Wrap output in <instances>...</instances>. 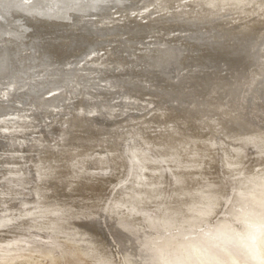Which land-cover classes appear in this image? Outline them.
Wrapping results in <instances>:
<instances>
[{"label": "bare ground", "instance_id": "1", "mask_svg": "<svg viewBox=\"0 0 264 264\" xmlns=\"http://www.w3.org/2000/svg\"><path fill=\"white\" fill-rule=\"evenodd\" d=\"M125 1L138 2V4L143 2L144 6L140 9L133 8V14L137 18L129 20L128 16L125 19L122 15L115 22L111 18L110 10L116 9L114 14L122 13L126 9L122 4ZM260 1L209 0L205 3V6L201 5L203 9L197 6L182 13L178 12L179 14L172 13L171 16L167 13L154 14L156 11L153 9L155 8H151V6L154 5L155 0H0V54H4L1 57L2 59L0 58V81L10 78L9 81L13 84L10 90L16 91L14 93L16 102L13 103L15 104L13 110L20 111L17 114L15 113L18 117L16 119L17 127L6 125L4 133L1 134L8 139L9 148L7 151L2 148L6 152H3L6 157H4V161H1L5 170L0 177V264H121L115 262L116 256L113 252L112 239L118 242L119 248L125 250H120L124 252L122 264H162L168 258V247L173 249L177 245L178 248L186 242L189 243V240L179 239L181 243H179V240L172 243L167 239L168 245L159 250L155 245L151 246L153 231L166 233L176 228L178 224L185 229H191L188 232L185 231V233L178 232L179 236L192 234L195 230H193V227L197 224L198 226L202 224L207 228L214 225L213 231L207 229V234H201L200 239L194 240H202L203 244L200 242L201 247L202 245L203 247L204 245L207 246L209 251L208 249L206 251L208 252H205L206 247L202 250H188L191 251V256L194 257L193 254L195 253L204 264L209 263L206 261L208 255H210L209 259L214 264H264V230L263 232L256 231L254 238H252L249 235L252 230L248 229L247 234L253 242L252 244L249 241L253 249L250 252L251 255L248 254L251 258L245 257L246 259H242L244 257L241 258L237 254L238 240L236 241L232 233L234 219L232 217L227 219L224 216V219L212 222L219 208L224 207V201L231 194L235 195L234 205L240 207L236 211L232 209V212L235 211V218L237 216L247 217L246 220L250 219L259 224H262L259 219L264 218V176L262 180L259 177L262 169L264 170V155H261V152L264 151V64L262 68L260 67V72L254 73L238 86L241 89L239 90L241 95L237 98L234 97V91H232L230 85L221 93L222 86L218 85V80L213 82L211 91L209 90L205 99L196 98L193 92H182V87L155 80L153 95L158 97V102L161 101L164 105L157 113L155 112V115H152L151 119L155 123L156 121L157 123L173 122V124L161 126L162 128L155 133L156 135L160 133L161 138L166 136L163 140L171 138L169 144L166 143L168 141H165V143L155 148V138L151 134L146 135L144 128H141V126L126 131H119V129L108 131V124L117 114H113L110 108L106 110L104 116L98 114L99 119H95L93 116V122H90L91 119L71 117V114L69 115L67 112L66 115L62 114L63 118L57 117V121L59 120L61 126L59 132L56 131L57 133H55V129L53 130L52 126L46 124L47 130L53 138L46 136L42 138L39 135L40 138L38 139L33 136L35 141L31 143V151L34 149L36 155L30 159L27 155L25 161H32L34 168L24 166L26 169H23L20 164H17L21 162L15 160L16 157H23L26 154L24 152L25 148L22 147L30 143L32 139L19 141L17 135L24 133L27 122L30 121L31 126L36 125V122L31 120L34 115L33 111L30 114L22 112L24 109L22 105L26 99L39 96L44 99V102L39 103L41 106L54 98L57 99V97L61 98L62 102L67 101L69 93H63L65 89L60 90L61 94L55 93L53 95L52 93L50 98H47L44 93V91L47 93L49 90L59 89L63 84L74 87L70 91L76 96L73 103L79 104L81 103L80 99L88 94V88L90 89L88 85L97 87L98 82L96 83L94 80H99V74L102 72H111L109 75L119 73L118 77L128 76V78L138 74L141 75L145 72L141 71L143 69H139L144 62L143 59L147 55H150L148 56L150 60L151 57L159 55L158 53L148 54L156 46H148L145 45V42H141L142 46H138L132 53V61L119 59L118 55L122 54L121 52L118 54V51L121 46L132 44L133 38H138V34L148 28L159 27L156 32H160L161 37L152 43L163 39L161 43L165 46L164 51L166 52L164 56L154 59L153 62L157 66L147 65L154 69L161 68L168 75H172L174 72L178 73L179 59L183 55H176L175 48L173 49L166 42L180 43L183 38H189L187 46H191L199 54L202 52V55L207 57L208 60L210 59L211 62H217L223 56L229 61L230 59L233 60V49L235 47L231 46L233 44L230 45L229 41L238 39L241 42L254 37L255 33L252 30L261 26L259 19L263 17L264 13V4H258ZM168 6L162 5L161 9L164 11V8ZM97 12L101 16L100 19L84 18L86 15H97ZM250 12L253 14H250ZM157 13L160 12L157 11ZM140 15L142 16L141 19L146 16L147 21L139 19ZM244 15L245 17H243ZM225 17L227 19H223ZM103 21L109 25L107 30L101 27ZM224 21H228L227 26L222 28V31L225 32L222 34L219 32L213 33L214 24L216 22L222 24ZM232 21L236 24H232L229 29V23ZM117 22H120L121 26L124 27L123 29H125L122 33L115 32L120 27H116ZM240 24L242 27L238 26ZM173 29H175V33L177 30L180 35L178 39H174L175 41L170 37L166 38L168 37L166 33L171 32ZM103 31L115 32L114 39L108 43L112 48L110 47L111 51L109 52L111 53L106 58L107 61L104 63V67L100 68L99 73H94L92 67L91 70L89 67L82 69L76 66L77 59L81 58L83 53L87 51L86 47L94 44V41L98 39V36L94 34ZM240 33H243L242 37L238 36ZM227 36L230 39H225ZM29 38H31L30 42L27 41ZM262 40L264 41V39ZM135 42L140 43L139 41ZM259 42L256 39L251 48L257 47ZM158 44L160 49L161 45ZM142 50L147 53H141ZM167 51H170V53H167ZM45 54L48 58L39 60ZM139 55L144 57L138 58ZM103 57L105 58V56ZM3 59H6V62ZM139 60L141 61L139 62ZM11 62L17 64L16 67H18L15 75L11 73ZM32 64L41 69L35 81L23 83L21 80H17L16 75L23 74V70L26 71L28 68L33 67ZM91 64L93 63L91 62ZM97 67L95 68L98 69L99 67ZM87 69L92 75H89L90 78L88 79V76H82L83 70ZM35 72L37 71L28 72L26 75L32 76ZM77 75H80V77H75ZM126 80H122L121 84L118 83V87L114 86L112 88L108 85L105 88L109 89L107 92H113L116 95L123 94L122 92L127 89L139 93L143 91L139 87L132 86L130 88L131 84L130 82L126 83ZM100 81H107V79H101ZM194 83L197 84L198 81H194ZM92 87L91 89H93ZM195 89H197V86ZM10 93H7V95L10 96ZM17 93L18 95L15 96ZM86 97L85 100L88 101V96ZM128 97L132 98L131 95ZM128 97L119 100V102L122 101L121 103L110 101L109 104L114 105V107L120 104L122 108L125 106L123 105L124 102L129 99ZM117 98H120V96ZM222 99L230 100V103L233 102L231 103L232 113L224 112L219 106V101ZM2 100L3 98L0 97V111L7 107V105L2 104ZM146 102H149L150 106L153 101L146 100ZM227 102L229 103V101ZM135 103L132 100L128 101L129 106ZM52 106L45 105V111L49 113ZM33 110L36 109L33 108ZM59 112L64 113L63 111ZM91 113L88 112L87 115ZM217 115L221 116L219 120L215 119L218 122L217 125L221 123L225 127L213 131L212 135L207 131L202 121L207 118L210 121V118L217 117ZM6 120L8 123L11 122L8 121L9 119ZM144 127L147 128L146 125ZM256 127L258 130H256ZM9 128L13 129L10 130ZM226 134H229L227 140L229 147H235L237 151L243 149V154H248L246 153V147L251 146L252 148H250L254 149L253 154H248L249 160L241 155V158L243 156L244 159L235 161L232 164V166L243 167L242 169L236 168L238 170L246 171V173L247 170L250 171L251 177L249 176L247 179L249 178L252 181L255 178L253 185L249 184L251 181L247 183L244 180H238L239 177L236 179L238 173L235 171L234 174L233 169L235 170V167H232L230 163L229 165L224 163L226 159L223 161V156H220L221 160L216 159L218 161H214L213 158H216L215 150L212 155L211 153L208 154V150L214 149L213 147L217 145L215 141L218 138L224 139ZM172 138H175L176 142ZM50 139L56 140V143L46 144L45 142ZM250 141L256 144L253 145ZM199 143L204 145L203 154L200 153L202 147ZM221 144L219 143V146ZM199 146L201 147L200 150ZM225 148L227 149V146L224 147V151ZM216 149L220 150V147ZM18 150L22 152L20 155L16 152ZM217 150L216 152H219ZM231 152L235 151L231 150ZM231 152L228 155H232ZM154 153L155 155H153ZM149 154L158 156L151 159L148 156ZM217 154L219 155V153ZM209 156V159L212 160L208 159L209 161L204 165L198 177H195V175H193L194 177L191 175L186 176V173H194L190 172L189 169L195 161L200 158L205 161ZM246 161L254 163L252 165L243 164ZM239 163L242 165H239ZM197 164L199 163L197 162ZM11 166L17 170L18 175L16 178L8 177V174L10 175L8 171L13 170ZM92 168L97 170L92 171ZM211 168L215 169V180L209 179L208 176L210 175L207 176L209 174L207 171ZM230 168L232 169L230 170ZM242 173L244 172L239 174ZM113 177H117V179L115 178V180ZM141 177L144 179H142V182L140 181ZM112 178L115 181H112ZM258 178L262 182H257ZM106 183H108V187H106ZM27 188L29 191L25 192L24 189ZM138 188H140V191L136 192ZM194 189L198 190V195L193 194ZM183 207H187V210L182 209ZM145 224H148L152 230L145 229ZM259 229H261V226ZM64 231L68 233H64ZM14 233L20 235L7 238V236ZM261 233V237L258 238ZM35 235H42L47 241H39L34 238ZM244 235H246L245 232ZM239 236H241L240 233ZM216 240H219V242H216ZM242 240L241 238V242ZM19 242H22V244ZM206 243L208 244L206 245ZM197 244L194 246H197ZM220 246L221 250L227 249L234 253L219 255V258L222 257L221 261L214 259V255L219 254L217 250ZM26 250L28 253H20ZM180 252L182 251L178 253ZM180 254L177 256L172 254V256H175V259H173L175 263L173 264L198 263L197 259L195 261L193 257L188 263ZM258 255L263 258H257L260 257ZM252 257L257 258V260H252ZM224 258H227V260H224ZM43 261H46V263Z\"/></svg>", "mask_w": 264, "mask_h": 264}, {"label": "rangeland", "instance_id": "2", "mask_svg": "<svg viewBox=\"0 0 264 264\" xmlns=\"http://www.w3.org/2000/svg\"><path fill=\"white\" fill-rule=\"evenodd\" d=\"M181 1V2H180ZM207 1H209V0H155V2H154V5H156V6H154V5H152L151 6V8L153 7V8H155V9H153V10H155L156 12H154V14H168V15H173L172 13H174V14H179V13H182V12H184V11H188L189 9H191V8H193V7H199L200 6V8L201 9H203V7H201V5H204L205 6V3L207 2ZM158 2V3H157ZM193 2V3H192ZM157 3V4H156ZM178 3H180V4H177ZM190 5H189V4ZM192 3V4H191ZM196 5H195V4ZM123 4V6L126 8L122 13L120 12V13H118V14H114V12L116 11V9H112V10H110L111 11V18L113 19V20H115V22L117 21V20H119V18L122 16L123 18L125 17V19H126V16H128L127 18L129 19V20H133V19H135V18H137L136 17V15H134L133 14V8H138V9H140V7H142V6H144V3L143 2H139V4H138V2H133V3H131V2H126L125 1V3L123 2L122 3ZM159 4V5H158ZM172 4V5H171ZM258 4H264V0H261ZM60 5V4H59ZM162 5H169L168 7H166V8H164V11L161 9V6ZM159 6V7H158ZM170 6H171V8H170ZM256 6V5H255ZM259 6V5H258ZM156 7H158V8H156ZM257 7V6H256ZM168 8V9H167ZM173 8V9H172ZM167 11H166V10ZM177 9V10H176ZM200 9V10H201ZM263 9H264V5H263ZM183 10V11H182ZM157 11L158 12H160V13H157ZM166 11V12H165ZM169 11V12H168ZM170 11H171V13H170ZM179 12V13H178ZM202 12V11H201ZM137 13V12H136ZM257 13H258V11H257ZM256 13V14H257ZM93 14V13H92ZM97 15H93V16H89V15H86V16H84V18H86V19H89V17H92V18H94V19H100L101 18V16L98 14V12L96 13ZM148 14V13H147ZM250 14H253L252 12H250ZM146 15V14H145ZM154 16H156V15H154ZM140 18L139 19H141V15L139 16ZM199 17V16H198ZM243 17H245V15L243 16ZM262 17V16H261ZM145 18H146V20H145ZM147 17L145 16V17H143L141 20H143V21H147ZM223 19H227L226 17L225 18H223ZM222 19V20H223ZM229 20V19H228ZM139 21V20H138ZM173 21V20H172ZM239 21V20H238ZM259 21H260V23H261V26L260 27H258V28H256V29H253L252 31H253V33H255V35H254V37H250V38H248V39H245V40H242L241 42L238 40V39H232V40H230L229 41V44L231 45V44H233V45H231V46H234L235 48L233 49V52H234V59L232 60V59H230V61L229 60H227L224 56L223 57H220V59H218L217 60V62H211L210 61V59L208 60L207 59V57H205V56H203L202 55V52H200V54L199 53H197L193 48H191V46H187V44L189 43V41L188 40H190L189 38H187V39H185V38H183L182 40H181V42L180 43H178V42H176V43H174V42H166V44H168L170 47H172L173 49H174V52H175V54L176 55H183V57H180V59H179V70H178V73L177 72H174V74H172V75H168L166 72H164V71H162L161 70V68H150V66L151 65H153V66H157V65H155V62H153L154 61V59H157V58H160L161 56H164L165 55V52L166 51H164V48H165V46H163L162 45V43H161V41L163 40V39H160L159 41H157V42H155V43H152V42H154V41H156V39L157 38H160L161 36H160V32L158 33V32H156V30L158 31L159 30V27H154L153 29H145L144 31H142L140 34H138V38H133V41H132V44H128V45H124V46H121V48H119L120 50L118 51L119 53L118 54H120V52H121V54L122 55H118L119 56V59H121V60H129V61H132L133 59V57H132V53H134V50L135 49H137L138 48V46L139 47H141L142 46V43L141 42H145V45H148V46H150V45H153L155 48H157V49H155V48H152V50L151 51H149L148 52V54H150V53H158L159 55L157 56V57H155V56H153V57H151V60H150V58L148 57V56H150V55H147L144 59H143V63L141 64V65H139V66H141L139 69L141 70V69H143V70H141V71H145L144 73H142L141 75H136V76H133L132 78H128V76H122V77H118L117 75L119 74V73H113L112 75H109V74H111V72H106V73H101V74H99V80H94V82H98V84H97V87L95 88V87H92L91 85H88L89 87H90V89L88 88V94L86 95V96H88V101H86L85 100V97H83V98H81L80 99V101H81V103H73V100L75 99L74 97H76L75 96V94L73 93H71L70 91H71V89H73L71 86H66V85H63L62 84V86H61V88H59V89H56V90H49V91H47V93L44 91V93H45V96L47 97V98H50V97H52V93H53V95L55 94V93H59V94H61V92H60V90L62 91V90H64V92L63 93H69V95L67 96V101H63L62 102V100H61V98H58L57 97V99L56 98H54V99H52L51 101H48V102H45L44 104L45 105H47V106H50V105H53L52 106V110L49 112V113H47V111H45V105H43V106H41L39 103L41 102H44V99H42V98H40L39 96V98L38 97H34V96H30L31 98H29V99H26V101L25 102H23V105H22V107L24 108L23 109V111L22 112H24V114L25 113H27V114H30L32 111L34 112V115H33V117H32V119L31 120H34V122H36V125L35 126H31L30 125V121L29 122H27V127L25 128V130H24V133H20L21 134V136H19V135H17L18 137V140L19 141H21L22 139H23V141L25 140V141H29L28 140V138H32L31 139V142L30 143H28L27 145H24L22 148H25V155L22 157H16V159L15 160H17V162H21V163H17V164H20V166L23 168V169H26V168H34L33 166V163H32V161H25L26 160V158H27V155H28V158L30 159L31 157H33L34 155H36L35 153V150L33 149L32 151H31V148H32V146H31V143H33L34 141H35V139H34V137L35 138H40L41 136H42V138L44 137V136H46V137H50V138H53L52 136H51V134H49L50 132L47 130V125L48 126H52V129L54 130V132L55 133H57V132H59L60 130V123L57 121V117H60V118H63V116H62V114L64 115H66V114H68L69 113V115L71 116V117H74V118H84V119H91L90 120V122H93V120L92 119H94L93 118V116L95 117V119H99L100 117L98 116V114H101L102 116H104L106 113V110L107 109H111V111H113V114L114 113H117L116 114V116L115 117H113L112 118V123L110 122L109 124H108V127H107V129H108V131L110 130V132H111V130L112 129H114V130H116V129H119V131H121V130H123V131H126V130H129V129H132L133 127H140L141 126V128L143 127L144 128V130H145V134L146 135H148V134H151V135H153V138H155L154 140H155V148L156 147H159V145H162V143H165V141H168V142H166L167 144H169V140L171 139V138H169V140H163L166 136L165 135H162V136H165L164 138H161V136H160V133L159 134H155V133H157V131L158 130H160L162 127H164V125H170V124H173V122L171 121H169V122H166V123H162V122H158L157 123V121H156V123L154 122V120L153 119H151L152 118V115H155L157 112H158V110L161 108V107H163V105H164V103H161V101H159L158 102V97H155L154 95H153V89H154V84H155V80H159V81H165L166 83H171L173 86L175 85V86H177V87H182V92H193L195 95V97L196 98H200V99H205V97H206V95L209 93V90L211 91V85H213V82L214 81H217L218 80V85L219 86H222V89H220V91H221V93H222V91H224L226 88H229L228 86L230 85V88H232V91H234V97H239L240 95H241V91L239 92V90H241L240 89V87H238V86H240V84L241 83H243V81L244 80H246L247 78H249V77H251V75H254V73L255 74H257L258 72H260L259 70H260V67L262 68L263 67V64H264V41L262 40V39H264V13H263V17L262 18H260L259 19ZM83 22H86V21H83ZM219 22H222V21H219ZM219 22H216L215 24H214V26H215V28L212 30L213 31V33H216V32H219L220 34H222L223 32H225V31H222V28L223 27H225V26H227V22L228 21H224L222 24L221 23H219ZM230 25L228 26L229 27V29L231 28V26H232V24H236L234 21H232L231 23H229ZM100 25H102V23H100ZM109 25L107 24V22H105V21H103V26H101L103 29H106L107 30V28H109L108 27ZM117 26H120L119 28H117L116 29V31L115 32H117V33H122L123 31H125V29H123L124 27H122L121 26V23L120 22H117L116 23V27ZM220 26V27H219ZM239 27H242V25L240 24V25H238ZM246 26V25H245ZM9 28H10V26H9ZM227 28V27H226ZM221 29V30H220ZM155 31V32H152V31ZM219 30V31H218ZM225 30V29H224ZM258 30V31H257ZM263 30V31H262ZM173 31V32H172ZM171 32L170 31H168L166 34L168 35V37H166V38H171L172 40H176V39H178L179 38V32L176 30V33H175V29H173ZM115 32H111V31H103V32H101V33H96V34H94L95 36H98V39H96L95 41H94V44H92V45H90V46H88V47H86V49H87V51L85 52V53H83V55L81 56V58H78L77 59V62H76V66H78V67H81L82 69H86V67H89L91 70H92V68H93V70L92 71H94V73H99V70H100V68L102 69V67H104L103 65H104V63L107 61V57L109 56V53H111V52H109V51H111V45H109L108 43H110L111 42V40L112 39H114V35H115ZM171 33V34H170ZM190 33V32H189ZM171 36H173V37H171ZM175 35V37H174V35ZM183 35H185L184 33H183ZM190 35V34H189ZM189 35H188V37H189ZM91 36V35H90ZM94 36V37H95ZM126 36V35H125ZM132 36V35H131ZM130 36V37H131ZM178 36V37H177ZM238 36L239 37H242L243 36V33L241 34H238ZM259 36V37H258ZM129 37V38H130ZM128 38V39H129ZM154 38V39H153ZM165 38V37H164ZM165 38V39H166ZM225 38V37H224ZM227 38H229V36H227L225 39H227ZM125 39H127V37H125ZM143 39V40H142ZM230 39V38H229ZM256 39H257V41H260L259 42V45H257V47H255V48H251L253 45L252 44H254V41H256ZM30 40H31V38H29L27 41L28 42H30ZM171 40V41H172ZM174 40V41H175ZM135 41H139L140 43H136ZM236 41V42H235ZM263 41V42H262ZM149 42V43H148ZM151 42V43H150ZM187 42V43H186ZM231 42V43H230ZM252 42V43H251ZM158 43H160V49H159V44ZM165 43V42H164ZM239 43V44H238ZM155 44V45H154ZM111 47V48H110ZM177 47V48H176ZM177 49V50H176ZM191 49H193V50H191ZM146 50V49H145ZM145 50H142V51H140L141 53H143V54H146L147 52H145ZM257 50V51H256ZM172 51V50H171ZM164 52V53H163ZM170 53V51H167V53ZM162 53H163V55H162ZM104 54V55H103ZM105 54H107V55H105ZM4 54H0V58L3 56ZM47 54H45V55H42V58L41 59H39V60H45V59H47L48 57L46 56ZM103 56H105V58L103 57ZM120 56H122V57H120ZM138 58L139 57H144L143 55H139V56H137ZM257 57H259V58H257ZM149 58V59H148ZM2 59V58H1ZM106 59V60H105ZM4 60V62H6L5 60L6 59H3ZM105 60V61H104ZM196 60V61H195ZM80 61V62H79ZM141 60H139V62H140ZM91 62L93 63V64H91ZM146 62V63H145ZM196 62V63H195ZM12 63V65H10V66H12L11 68H12V75H15V72H17L16 71V68H18V67H16L17 66V64H15L14 62H11ZM88 63V64H87ZM96 63V65H94ZM103 63V64H102ZM201 63V64H200ZM86 64V65H85ZM90 64V65H89ZM99 64H101V65H99ZM147 64H149V65H147ZM92 65V66H91ZM113 65H114V63H113ZM147 65V66H146ZM236 65V66H235ZM251 65V66H250ZM31 66V65H30ZM32 66H33V64H32ZM99 68H98V67ZM191 66V67H190ZM92 67V68H91ZM95 67H97L98 69H96ZM43 68V67H42ZM192 68V69H191ZM200 68H202V69H200ZM255 68V69H254ZM44 69V68H43ZM81 69V70H82ZM152 69V70H151ZM14 70V71H13ZM39 70H41L39 67L37 68L36 66H33V67H31V68H28L26 71H24L23 70V74H19V75H16V78H17V80L19 79V80H21L23 83L25 82V83H31V82H34L35 81V79L38 77V72H39ZM34 71H37V72H35V74H33L32 76H28V75H26V73H28V72H34ZM46 71H48V69H46ZM45 71V72H46ZM177 71V70H176ZM42 72H43V70H42ZM41 72V73H42ZM211 72V73H210ZM78 73H79V71H78ZM208 73V74H207ZM213 73V74H212ZM253 73V74H252ZM164 74V75H163ZM183 74H184V76H183ZM187 74V75H186ZM195 74H197V75H195ZM92 76L90 73H89V69H87V70H83V74H82V76H88L87 77V79L88 78H90V76ZM81 76V77H82ZM169 76V77H168ZM188 76V77H187ZM259 76V75H258ZM75 77H80V75H77V76H75ZM183 77V78H182ZM190 77V78H189ZM199 77V78H198ZM32 78V79H31ZM107 79V81H100L101 79ZM165 78V79H164ZM186 78V79H185ZM188 78V79H187ZM124 79H127L126 80V83H129L130 82V88H132V86L133 87H139V88H142L143 89V91L142 92H137V91H131V89H127L125 92H122L123 94H119V95H116L115 93H113V92H111V93H109V92H107V90H109L108 88H105V86H111L112 88H114V86L115 87H118V83H122V80H124ZM193 79H194V81H198V83L197 84H195L194 83V81H193ZM228 79V80H227ZM10 80V78L9 79H4V80H2V81H0V97L1 98H3V100H5V101H1L2 102V104H4V105H7V107L5 108V109H3V110H1L0 111V169H3V170H0V177L2 176V174L4 173V170H5V168H4V165L2 164V160L4 161V157H6V155L3 153V152H5V151H7V149L9 148V141H8V139L4 136H2L1 134H3L4 133V129L6 128L5 126L6 125H17V116L15 115V113L17 114V113H19L20 111H16V110H13V106L15 105V104H13V103H15L16 101L14 100V93L16 92V91H14V90H10L11 89V87H12V83L9 81ZM30 80V81H29ZM191 81V82H190ZM100 82V83H99ZM223 83V84H222ZM230 83V84H229ZM56 84H58V83H56ZM112 84H115V85H112ZM199 84V85H198ZM239 84V85H238ZM146 85H148L147 87H145ZM215 85H216V83H215ZM225 85V86H224ZM237 85V86H236ZM188 86V87H187ZM197 86V89H195V87ZM198 86H199V88H198ZM209 86V87H208ZM91 87L93 88V89H91ZM101 88H104V89H101ZM237 88H239V89H237ZM26 89V88H25ZM185 89V90H184ZM234 89V90H233ZM235 89H236V91H235ZM111 90V89H110ZM10 91H11V93H10ZM94 91V92H93ZM93 92V93H92ZM101 92H103V93H101ZM197 92V93H196ZM7 93H10L11 95L10 96H8L7 95ZM5 94H6V96H5ZM18 95V93L15 95V96H17ZM122 95V96H121ZM131 95V97L132 98H129L128 96H130ZM233 95V94H232ZM8 96V97H7ZM95 96V97H94ZM99 96V97H98ZM118 96H120V98H117ZM137 96V97H136ZM92 97H94V98H92ZM129 98V99H127L125 102H124V104L123 105H125L124 107H122L121 108V105L119 104V105H116L115 107H114V105H110L109 104V102L110 101H114V103H118L119 102V100H122V98ZM8 98V99H7ZM87 98V97H86ZM56 99V100H55ZM152 99H154V100H152ZM233 99V98H232ZM7 100V101H6ZM134 101V102H136L134 105H132V106H129V104H128V101ZM146 100H148V101H153L154 102V104H153V102H152V104L154 105H152V104H150V106H149V102H146ZM227 101H229V103L227 102ZM74 102H76V101H74ZM77 102H79L78 100H77ZM102 102V103H101ZM122 101H120L119 103H121ZM227 102V103H226ZM158 103V104H157ZM225 103V104H224ZM231 103H233V102H231ZM231 103H230V100H224V99H222V100H220L219 101V106L223 109V111L225 112V111H227L226 113H232V110H233V107H231ZM13 104V105H12ZM78 104V105H77ZM88 104V105H87ZM227 104V105H226ZM9 105V106H8ZM161 105V106H160ZM222 105V106H221ZM158 106H160V107H158ZM38 107V108H37ZM227 107V108H226ZM28 108V109H27ZM33 108H35L36 110H33ZM156 108V109H155ZM123 110V111H122ZM157 110V111H156ZM230 110V111H229ZM59 111H63L64 113H61V112H59ZM94 111H96V112H94ZM99 111H102V112H99ZM59 112V113H58ZM68 112V113H67ZM88 112H92L91 114H89V115H87V113ZM122 112V113H121ZM156 112V113H155ZM42 113H44V114H42ZM47 113V114H46ZM58 113V114H57ZM105 113V114H104ZM132 113V114H131ZM37 114V115H36ZM123 114V115H122ZM44 115V116H43ZM76 115V116H75ZM219 115V114H218ZM217 115V117H214V118H210V121H209V119L207 118V119H204L203 121H202V124H204V126L206 127V129H207V131H209V133H211L212 135H213V131H215V130H220V129H224V124H221V123H219L220 125H217L218 124V122H216V118L219 120L220 119V117L221 116H218ZM221 115V114H220ZM101 116V117H102ZM114 116V115H113ZM12 117V118H11ZM6 119H9L8 121H11V122H6L7 120ZM56 120V121H55ZM205 120H207V121H205ZM213 120H215V121H213ZM15 121H16V123H15ZM146 121H147V123H146ZM152 121V122H151ZM6 122V123H5ZM58 122V123H57ZM96 122H98L97 120H96ZM114 122V123H113ZM28 124H29V126H28ZM47 124V125H46ZM56 125V127H55V125ZM58 124V125H57ZM154 124V125H153ZM163 124V125H162ZM3 125V126H2ZM146 125V127L147 128H145L144 126ZM162 126V127H161ZM17 127V126H16ZM16 127H15V129H16ZM46 127V128H45ZM152 127V128H151ZM150 130H149V129ZM10 130H12L13 128H9ZM41 129V130H40ZM44 129H46V130H44ZM58 129V130H57ZM3 130V131H2ZM44 130V131H43ZM149 132H148V131ZM217 130V131H218ZM256 130H258V128L256 127ZM33 131V132H32ZM42 131V132H41ZM57 131V132H56ZM217 131H216V133H217ZM2 132V133H1ZM36 132V133H35ZM44 132V133H43ZM30 133H33V134H30ZM227 133H229V132H227ZM27 134V135H26ZM37 134V135H36ZM45 134V135H44ZM155 134V135H154ZM26 135V136H25ZM39 135H40V137H39ZM227 135V134H226ZM225 135V137L227 138H225L224 137V139H222V138H216L217 139V141H215L216 142V144L217 145H215L213 148L214 149H210V150H208L209 151V153L208 154H210L211 153V155H212V152H214V150H215V157L216 158H213V159H215L214 161H218L219 159L221 160V157L220 156H223V158H222V160L224 161L225 159V161H224V163H226V164H228L229 165V163H230V165L232 166V164H234L235 163V161H241L242 159H244V157L242 156V158H241V155H244L246 158H247V160H249V156H248V154H253L255 151H254V149H251L252 147L251 146H249V147H246L247 149H246V153H248V154H243V149H238V151H237V148H235V147H233L232 148V146L231 147H229V144H228V138H229V134L226 136ZM34 136V137H33ZM158 138H157V137ZM176 139H179V138H177V137H175ZM175 138H172V140L174 141V142H176V140H175ZM193 138V137H192ZM157 139V140H156ZM33 140V141H32ZM221 140V141H220ZM223 140H224V143H223ZM4 141H5V143H4ZM172 141V142H173ZM220 141V142H219ZM173 142V143H174ZM250 142H252V141H250ZM46 144H54V143H56V140H47L46 142H45ZM154 143V142H153ZM219 143L221 144V143H223V144H221L220 146H219ZM228 145H227V144ZM249 143V142H248ZM5 144V145H4ZM200 144V146L202 147H200L199 146V150H200V148H201V151H200V153L202 152V154H203V150H204V148H203V144H201V143H199ZM252 144L253 145H255L256 143H253L252 142ZM251 144V145H252ZM227 146V149L225 148V151H224V147H226ZM5 146V147H4ZM220 147V150H219V152H216V148H219ZM224 146V147H223ZM27 147V148H26ZM223 148V150H222V148ZM251 147V148H250ZM2 148H4L5 149V151H4V149H2ZM230 149V151H229V149ZM232 148V149H231ZM243 148H245V147H243ZM251 149V150H249V149ZM217 150V151H218ZM229 152H228V151ZM231 150L232 151H235V152H231ZM2 151V152H1ZM221 151V152H220ZM223 151H224V153H223ZM240 151V152H239ZM17 153H19V155H20V153H22L20 150H18V151H16ZM156 152H158V151H156ZM230 153L231 152V154L232 155H228V153ZM240 154V156H239V154ZM250 152V153H249ZM252 152V153H251ZM6 153V152H5ZM217 153H219V155L217 154ZM30 154V155H29ZM214 154V153H213ZM223 154H227V155H223ZM32 155V156H31ZM153 155H155V153L153 154ZM153 155H151V154H149L148 156L149 157H151V159H155L156 158V156H158V155H156V156H153ZM236 157H235V156ZM239 157H238V156ZM247 155V156H246ZM261 155H264V151L263 152H261ZM2 156V157H1ZM226 156V157H225ZM230 156V157H229ZM233 156V157H232ZM217 157H219V158H217ZM239 159H238V158ZM210 158V156L209 157H207V159L205 160V161H203V159L202 158H200V159H198L197 161H195L191 166H190V168L191 169H189V171L190 172H194L193 174L192 173H190V174H187L186 173V176H188V175H191V176H193V175H195V177L197 176H199V174H200V172H201V170H203V168H204V165H206V163L209 161V160H212V159H209ZM229 158V159H228ZM232 158H235V159H232ZM209 159V160H208ZM216 159H218V160H216ZM232 159V160H231ZM22 160V161H21ZM228 160V161H227ZM141 161H145V160H141ZM232 161V162H231ZM234 161V162H233ZM199 163V164H197L196 165V163ZM243 162H244V160H243ZM28 163V164H27ZM254 162H249V161H246V163H243V164H246V165H249V164H253ZM24 164H26V165H24ZM32 164V165H31ZM1 165H3V166H1ZM239 165H242L241 163H239ZM26 168H25V167ZM198 166H200V167H198ZM236 166H238V165H233L232 167H235V170L233 169V171H234V174L236 173L235 171H237V173L238 174H236V179H238V177H239V179L238 180H240V181H245V182H249V181H251V180H249V178L247 179V177H251V173H250V171H248L247 170V173H246V171H243V170H238V169H236V168H243V167H241V166H239V167H236ZM13 166H11V168H12ZM13 169V170H12ZM11 170L12 171H8V172H10V175L8 174V177H17V170L13 167ZM14 169L16 170V172L14 171ZM95 169V170H94ZM232 168H230V170H231ZM96 171L97 169L96 168H92V171ZM210 170H211V172H210ZM210 170H208L207 172L209 173V174H207V176L208 175H210V176H208V178L209 179H211V180H215V169L214 168H211ZM214 171V173H212ZM3 172V173H2ZM7 172V173H8ZM241 172H244V173H242V174H239V173H241ZM33 173H34V170H33ZM212 173V174H211ZM121 174V173H120ZM120 174H119V176H120ZM198 174V175H197ZM244 174H246V175H244ZM262 174V175H261ZM13 175V176H12ZM212 175H214V176H212ZM238 175V176H237ZM243 177H242V176ZM264 176V170L262 169V172L260 173V178H258L257 179V182L258 181H260V180H262V177ZM189 177V176H188ZM194 177V176H193ZM215 177V178H214ZM114 179L116 178L117 179V177H113ZM112 178V179H113ZM112 180V181H115V180ZM142 179H143V177H141L140 178V181L142 182ZM260 179V180H259ZM144 180V179H143ZM237 180V181H238ZM255 180V178L254 179H252V181L251 182H249V184H252L253 185V181ZM263 180H264V177H263ZM260 182H262V181H260ZM0 183H1V179H0ZM107 185H106V187H108V183H106ZM248 184V185H249ZM197 187H199L198 185H196ZM1 189V188H0ZM25 190V192H28L29 190H28V188L27 189H24ZM140 191V188H138V189H136V192H139ZM194 191H195V193H194ZM197 189H194L193 190V194L195 195H198L199 194V192L197 193ZM192 194V196H194ZM234 197V198H233ZM28 198H29V195H28ZM234 199H235V195H233V194H231V195H229V197H227L226 198V200L224 201L225 202V205H224V207L221 209V208H219V211L216 213V216L212 219V222H215V220H221V219H224V218H227V219H230L231 217L234 219L233 220V226L234 227H232L233 228V235L235 236V239H236V241L238 242V246H236V249H238L237 251V254H239V256L242 258V257H244V258H242V259H246L247 257L249 258H251V253L250 252H252V247L253 246H251V239L249 238V235H250V237H252V238H254V235L256 234L255 232L256 231H258V230H260V232H263V230H264V218H260L259 219V221H261L262 222V224L260 223H257V222H255V221H252V220H250V219H247L246 220V218L247 217H244V218H241L240 216H237V218H235L234 217V212L236 211V210H238L240 207H236L235 205H234ZM229 203V204H228ZM234 208H233V207ZM185 208V209H184ZM182 209H184V210H187V207H183ZM232 209H234L235 211L234 212H232ZM226 211V212H225ZM231 213V214H230ZM232 213H233V215H232ZM225 216V217H224ZM230 216V217H229ZM224 217V218H223ZM236 219V220H235ZM214 220V221H213ZM240 222V223H239ZM255 222V223H254ZM247 223V224H246ZM249 223H250V225H249ZM251 223H252V225H251ZM246 225H249L248 227H245ZM253 225H254V227H253ZM203 226V227H202ZM213 226L214 225H211L210 227L211 228H207V227H205L204 225H199L198 226V224L196 225V226H194L193 227V233L191 234V233H189V234H187V235H182V236H179V233L178 232H180V231H182L183 233H185V231L186 232H188V231H190L191 229H189V228H184L183 226H181V225H176V228H173V229H171L170 231H168V232H159V231H153V235H152V245L151 246H156V247H158V249L159 250H162V249H164L167 245H168V241H167V239L168 240H170V241H172V243L173 242H175V241H178L179 239H181V240H185V241H187V240H189V243L188 242H186V244H182V245H180V247H178L177 248V245L173 248V249H171V247H168V258L167 259H165L164 261H163V263L162 264H173V263H175V260H173V259H175V256L174 255H178V254H180L181 256H182V258L184 259V260H186L188 263L191 261L190 259H192V257L193 256H191V251H192V249H200V250H202V249H204L205 247H206V249H205V252H208L209 251V248L207 247V246H205L204 245V247H203V245H202V247H201V244H203L202 243V240H199V241H194V240H196V239H200V236H201V234L202 235H204V234H207L206 232V230L207 229H210V231H213L212 229H213ZM260 226H261V229H259L260 228ZM237 227V228H236ZM144 228L145 229H150V230H152V228L148 225V224H145L144 225ZM254 228V229H253ZM257 228V229H256ZM177 229V230H176ZM199 229V230H198ZM248 229H250V231H251V233L248 235L247 234V231H248ZM149 230V231H150ZM253 230H255L254 232H253ZM241 231V232H240ZM192 232V231H191ZM241 234V236H243V237H241V236H239V233ZM244 232H245V234L246 235H244ZM64 233H68V232H66V231H64ZM178 233V234H177ZM236 233H238V234H236ZM191 234V235H190ZM195 234V235H194ZM20 234L19 233H14V234H10L9 236H7V238H14V237H17V236H19ZM162 235V236H161ZM239 237H238V236ZM247 235H248V238H247ZM261 235H262V233L261 234H259L258 236V238H260L261 237ZM13 236V237H12ZM164 236V237H163ZM186 236V237H185ZM156 237V238H155ZM159 237H161V238H159ZM180 237H182V238H180ZM230 237V236H229ZM34 238L35 239H37V240H39V241H41V240H44V241H47V239H45L42 235H35L34 236ZM158 238V239H157ZM164 238V239H163ZM241 238L243 239L242 240V242H241ZM246 238H247V240H246ZM162 239V240H161ZM159 240H161V241H159ZM174 240V241H173ZM181 240H179L180 242L179 243H181ZM204 240H206V239H204ZM157 241H158V243H157ZM248 241V242H247ZM249 241H251V242H249ZM23 242V241H22ZM22 242H19V243H21L22 244ZM195 242H197L196 244H197V246H194V245H196L195 244ZM200 242H201V244H200ZM216 242H219V240L217 241L216 240ZM244 242V243H243ZM157 243V244H156ZM194 243V244H193ZM242 243V244H241ZM247 243V244H246ZM28 245H29V243H27ZM112 244H113V252H114V254H115V256H116V263H123V260H122V256H124L123 254H124V252L123 251H125V250H123L121 247V249L119 248V245H117L118 244V242L117 241H115V240H113L112 239ZM171 244V243H170ZM169 244V245H170ZM188 244V245H187ZM191 244H192V246H191ZM208 243H206V245H207ZM252 244H253V242H252ZM186 245V246H185ZM200 245V246H199ZM221 245L223 246V244L221 243ZM245 247H244V246ZM248 245V246H247ZM250 245V246H249ZM182 246V247H181ZM184 247H186V248H184ZM190 247V248H189ZM242 247V248H241ZM162 248V249H161ZM244 248V249H243ZM246 248H247V250H246ZM183 249V250H182ZM191 250V251H188V250ZM208 249V251H206ZM242 249V250H241ZM120 250H123V251H120ZM175 250H177V251H175ZM185 250V251H184ZM246 250V251H245ZM249 250V251H248ZM118 251V252H117ZM172 251V252H171ZM173 251H175V252H179V251H182V252H180V253H175V252H173ZM218 252H219V254H216V255H214V259H218V260H222V257H220L219 258V255H224V254H226V255H228V253H234L233 251H230V250H227V249H224V250H221V246L219 247V249L217 250ZM245 251V252H244ZM171 252V253H170ZM20 253H28L27 252V250L26 251H24V252H20ZM19 253V254H20ZM119 253V254H118ZM171 254V256H169L170 254ZM184 253V254H183ZM188 253V254H187ZM246 253V254H245ZM172 254H174L173 256H172ZM184 256H183V255ZM187 254V255H186ZM190 254V255H189ZM248 254H250V255H248ZM56 255H58V254H56ZM194 255V257H193V259L196 261V259H197V261H198V263L197 264H204L198 257H197V255L194 253L193 254ZM246 255V256H245ZM258 256H260V255H258ZM187 257V258H186ZM189 257V258H188ZM209 257H210V255H208V257L206 258V261H208L209 263H207V264H214V262L213 261H211L210 259H209ZM246 257V258H245ZM186 258V259H185ZM257 258H263L262 256H260V257H257ZM257 258H254V257H252V260H254V261H256L257 260ZM224 260H227V258H224ZM44 263H46V261H43ZM168 262V263H167ZM61 264V263H60ZM218 264H220V263H218Z\"/></svg>", "mask_w": 264, "mask_h": 264}]
</instances>
